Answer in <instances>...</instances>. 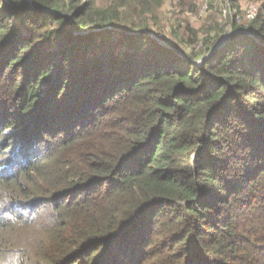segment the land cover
<instances>
[{"label":"trees","instance_id":"trees-1","mask_svg":"<svg viewBox=\"0 0 264 264\" xmlns=\"http://www.w3.org/2000/svg\"><path fill=\"white\" fill-rule=\"evenodd\" d=\"M207 1L196 63L163 0H0V262L264 264V0Z\"/></svg>","mask_w":264,"mask_h":264},{"label":"rangeland","instance_id":"rangeland-1","mask_svg":"<svg viewBox=\"0 0 264 264\" xmlns=\"http://www.w3.org/2000/svg\"><path fill=\"white\" fill-rule=\"evenodd\" d=\"M98 1L100 3L105 2V0ZM206 1L163 0L156 12L154 20L157 22L156 26L159 28L157 31L161 32L160 34L168 43L178 46L179 48H185V46L178 41L177 35L186 39L187 31L185 30V26L187 24L196 29L208 30L216 24L221 23L224 24V30L217 40L218 42L224 34L232 30V18L228 16L229 12H227V10L223 9L222 13L216 12L211 9L208 1ZM259 2V0H242V2H239L240 13H236V11H231L232 4L228 1V7L231 12L230 16L235 14L234 17L237 23L246 24L252 19L253 12L258 8ZM173 31L176 32L173 33Z\"/></svg>","mask_w":264,"mask_h":264},{"label":"water","instance_id":"water-1","mask_svg":"<svg viewBox=\"0 0 264 264\" xmlns=\"http://www.w3.org/2000/svg\"><path fill=\"white\" fill-rule=\"evenodd\" d=\"M67 16H68L69 18H71L70 15H67ZM239 32H241V31H232V30H231V31H229L228 33L224 34V35L220 38V40L217 42L216 46L214 47V49H213L211 52H209V53L206 54L203 58H201L200 60H197V61H195V62H196V63H201L204 59H206L207 57H209L210 54H211L212 52H214L217 48L221 47V46H222V45H223V44L229 39V37H230V35H231L232 33H239ZM158 41H159L163 46L172 49L175 53H178V54L184 56V55H183V54H182L177 48L170 46V45L168 44V42L163 41V40H161V39H158Z\"/></svg>","mask_w":264,"mask_h":264},{"label":"clouds","instance_id":"clouds-1","mask_svg":"<svg viewBox=\"0 0 264 264\" xmlns=\"http://www.w3.org/2000/svg\"><path fill=\"white\" fill-rule=\"evenodd\" d=\"M0 264H3V262H0Z\"/></svg>","mask_w":264,"mask_h":264},{"label":"built area","instance_id":"built-area-1","mask_svg":"<svg viewBox=\"0 0 264 264\" xmlns=\"http://www.w3.org/2000/svg\"><path fill=\"white\" fill-rule=\"evenodd\" d=\"M161 35V34H160Z\"/></svg>","mask_w":264,"mask_h":264}]
</instances>
